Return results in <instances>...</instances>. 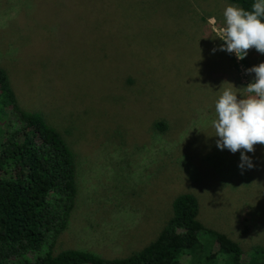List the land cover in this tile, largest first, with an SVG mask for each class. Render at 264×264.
<instances>
[{
    "label": "rangeland",
    "instance_id": "374dc122",
    "mask_svg": "<svg viewBox=\"0 0 264 264\" xmlns=\"http://www.w3.org/2000/svg\"><path fill=\"white\" fill-rule=\"evenodd\" d=\"M228 5L0 0V66L20 101L81 159L76 206L56 250L126 257L158 236L174 192L193 193L201 222L244 252L264 246V145L241 169L243 150H221L214 136L222 91L245 93L255 77L247 70L264 63L255 48L243 60L219 50ZM88 12L106 16L79 17ZM159 121L165 132L154 129Z\"/></svg>",
    "mask_w": 264,
    "mask_h": 264
},
{
    "label": "trees",
    "instance_id": "16d2710c",
    "mask_svg": "<svg viewBox=\"0 0 264 264\" xmlns=\"http://www.w3.org/2000/svg\"><path fill=\"white\" fill-rule=\"evenodd\" d=\"M224 1L245 10L255 2ZM105 5H98L104 13ZM89 12L79 17L96 23L106 16ZM124 82L134 83L129 77ZM154 129L165 132L167 124L156 122ZM80 164L42 112L20 101L0 66V264H264L263 245L244 252L238 242L201 222L199 201L189 192L169 195L171 215L158 236L126 257L56 250L76 206Z\"/></svg>",
    "mask_w": 264,
    "mask_h": 264
},
{
    "label": "clouds",
    "instance_id": "9594fccd",
    "mask_svg": "<svg viewBox=\"0 0 264 264\" xmlns=\"http://www.w3.org/2000/svg\"><path fill=\"white\" fill-rule=\"evenodd\" d=\"M224 41L220 51L235 54L243 60L255 48L264 54V0H255L250 10L228 5L223 12ZM215 51V49H214ZM254 73V80L238 94L224 89L215 103L216 119L213 121L217 146L231 152L243 150L240 167L254 165L247 152H254L255 145H264V63L247 70ZM242 96L243 98H238Z\"/></svg>",
    "mask_w": 264,
    "mask_h": 264
}]
</instances>
